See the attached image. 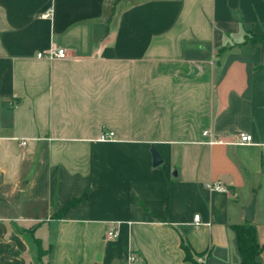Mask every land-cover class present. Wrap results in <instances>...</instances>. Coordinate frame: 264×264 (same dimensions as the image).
<instances>
[{"label":"crops","instance_id":"0c3cea01","mask_svg":"<svg viewBox=\"0 0 264 264\" xmlns=\"http://www.w3.org/2000/svg\"><path fill=\"white\" fill-rule=\"evenodd\" d=\"M251 35L264 0H0V264H191L183 247L239 264L233 227L252 200L264 264V43ZM52 48L67 58L36 57Z\"/></svg>","mask_w":264,"mask_h":264},{"label":"trees","instance_id":"16d2710c","mask_svg":"<svg viewBox=\"0 0 264 264\" xmlns=\"http://www.w3.org/2000/svg\"><path fill=\"white\" fill-rule=\"evenodd\" d=\"M246 42L257 45L264 43V35L262 36H248L246 38ZM83 199L80 200H74L71 203L67 204L62 208L60 212H58L54 217H63L65 213L83 201ZM233 232L235 236V243L237 247V251L240 257V263L239 264H259L256 261L257 256L262 251L261 246L258 244L256 240V230L251 222L245 223L241 226L233 227ZM184 253H185V260L190 262L191 264H198L196 260L193 259L192 253L187 247H183Z\"/></svg>","mask_w":264,"mask_h":264},{"label":"built area","instance_id":"2783aa9c","mask_svg":"<svg viewBox=\"0 0 264 264\" xmlns=\"http://www.w3.org/2000/svg\"><path fill=\"white\" fill-rule=\"evenodd\" d=\"M50 16V12H46L42 15L43 18H49ZM37 58H48V59H58V60H64L67 58V55H66V51L64 49H61V48H58V49H50L48 52L46 53H39L37 54L36 56ZM204 137H208L209 139V144L210 145H228V144H232V145H248V144H251L252 143V137L248 134H244V133H239V134H235L232 139L233 141L231 143H226L224 140H221L220 138H214L212 136L211 133L209 132H205L203 134ZM113 139V133L111 132H103L101 135H100V138H99V141L100 142H108V141H111ZM21 145H25L24 142L21 143ZM206 190L209 191V192H219V191H223V187L219 184V183H210V184H207L205 186ZM198 220H199V216H194L193 218V222L195 224V226L197 227V225L199 224L198 223ZM118 236V231L116 228L114 227H110L107 232L105 233L104 235V239L105 240H114L116 239ZM135 257L134 256H131L130 258V261H135ZM198 264H204L205 263V260L204 258H199L197 260Z\"/></svg>","mask_w":264,"mask_h":264},{"label":"water","instance_id":"95a60500","mask_svg":"<svg viewBox=\"0 0 264 264\" xmlns=\"http://www.w3.org/2000/svg\"><path fill=\"white\" fill-rule=\"evenodd\" d=\"M151 155H152V165L154 167L160 165L161 164V160H160L158 154L154 150H151ZM254 204H255V201L252 200L251 204L248 207L244 208L245 219L248 222H252L253 221V218H254Z\"/></svg>","mask_w":264,"mask_h":264},{"label":"rangeland","instance_id":"374dc122","mask_svg":"<svg viewBox=\"0 0 264 264\" xmlns=\"http://www.w3.org/2000/svg\"><path fill=\"white\" fill-rule=\"evenodd\" d=\"M192 257H193V259H194V260H196V261L199 259V258L197 259V258H196V257H194V256H192Z\"/></svg>","mask_w":264,"mask_h":264}]
</instances>
